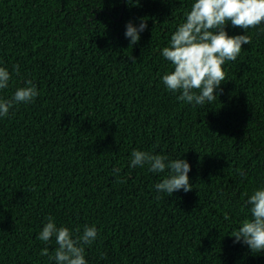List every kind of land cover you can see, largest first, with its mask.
Wrapping results in <instances>:
<instances>
[{"label":"trees","instance_id":"obj_1","mask_svg":"<svg viewBox=\"0 0 264 264\" xmlns=\"http://www.w3.org/2000/svg\"><path fill=\"white\" fill-rule=\"evenodd\" d=\"M193 3L0 0V98L28 80L39 92L0 117V264H56L55 238H37L48 217L96 226L87 264H264L231 236L264 187V23L223 65L222 93L194 105L163 84L174 69L161 54ZM133 150L186 158L193 189L157 192L169 170L132 167Z\"/></svg>","mask_w":264,"mask_h":264},{"label":"clouds","instance_id":"obj_2","mask_svg":"<svg viewBox=\"0 0 264 264\" xmlns=\"http://www.w3.org/2000/svg\"><path fill=\"white\" fill-rule=\"evenodd\" d=\"M229 22L233 27L243 29L244 34L229 35L226 29ZM262 23L264 0H194L185 21L172 34L170 45L162 50V56L174 69L163 75V84L173 93L180 92L179 100L194 105L214 101L222 93L221 85L226 81L223 65L237 59L242 45L251 44L247 30ZM146 29L145 18H141L138 26L132 21L126 24L125 37L129 39V47L140 41L141 33ZM15 71L19 72V66H15ZM10 79L9 70L0 67V90L9 86ZM38 95L37 86L28 80L11 98H0V117L8 116L14 105L31 103ZM145 164L154 173L169 170L167 176L156 183L157 192L172 196L180 190L188 192L193 189L189 176L191 165L186 158L168 161L164 155L133 150L131 166ZM113 171L119 172L118 169ZM243 206L248 208L250 218L245 219L231 236L235 238L234 243L242 242L252 253H260L264 251V187L256 189ZM47 221L37 238L43 242L55 238L57 247L51 259L56 264H87L85 245L96 240V226L85 225L83 233L79 234V229L74 233L66 226L58 227L53 217H48ZM40 254L48 256V248L45 247Z\"/></svg>","mask_w":264,"mask_h":264}]
</instances>
